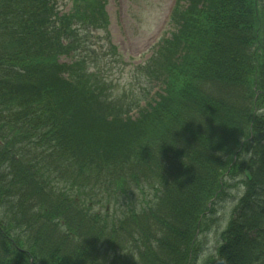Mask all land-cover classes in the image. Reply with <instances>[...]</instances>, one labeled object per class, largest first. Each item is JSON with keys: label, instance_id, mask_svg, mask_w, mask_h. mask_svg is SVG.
<instances>
[{"label": "trees", "instance_id": "trees-1", "mask_svg": "<svg viewBox=\"0 0 264 264\" xmlns=\"http://www.w3.org/2000/svg\"><path fill=\"white\" fill-rule=\"evenodd\" d=\"M72 1L0 0V264H197L240 187L205 264H264V0L178 6L137 116L101 75L103 0Z\"/></svg>", "mask_w": 264, "mask_h": 264}, {"label": "rangeland", "instance_id": "rangeland-1", "mask_svg": "<svg viewBox=\"0 0 264 264\" xmlns=\"http://www.w3.org/2000/svg\"><path fill=\"white\" fill-rule=\"evenodd\" d=\"M60 1H64V4L62 2L60 4V12L63 14L76 12L77 4L74 6L71 0ZM174 3L175 0H103L97 17L99 20L102 15L100 21L103 25L102 28L95 30L93 35L96 36L95 46L104 51L108 47V36L109 45L116 47V52L109 51L110 53L106 56L110 63L101 66V75L103 79L108 80L107 91L110 94L126 96L127 100L138 98L143 105L146 99L154 97L162 87L161 80L151 79L152 82H148L142 76L144 72L141 67L150 65L154 62L153 58L158 57L156 51L163 44L158 47L157 45L162 38L170 40L172 34L178 31L176 23L168 24L167 22ZM78 5L82 8L86 6L83 3ZM179 5L182 9H186L190 1L179 0ZM103 11L107 18L106 24H104ZM77 25L82 28L80 24ZM62 61L71 62L66 56L62 58ZM161 62H164L163 58ZM136 114L134 112L132 115L136 116ZM243 192V187L235 189L233 195L217 207V213L210 219L213 222L200 236L202 252L197 264H205L217 255L222 243V233ZM110 208L114 209L112 206Z\"/></svg>", "mask_w": 264, "mask_h": 264}]
</instances>
